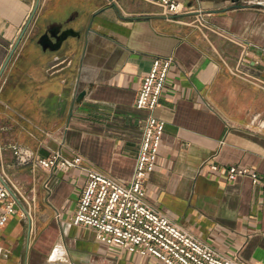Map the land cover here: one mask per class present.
I'll use <instances>...</instances> for the list:
<instances>
[{"label":"crops","instance_id":"crops-1","mask_svg":"<svg viewBox=\"0 0 264 264\" xmlns=\"http://www.w3.org/2000/svg\"><path fill=\"white\" fill-rule=\"evenodd\" d=\"M70 1L0 0L1 98L9 104L0 144L11 142L0 147V173L7 174V158L16 160L10 145L21 143L35 158L58 149L80 154L129 182L146 114L135 108L141 79L154 56L172 57L154 110L165 126L146 201L220 253L264 264V0H188L189 12L172 16L143 0H78L70 16L83 29L80 51L72 39L67 53L43 51L38 32L65 20L62 5ZM44 11L51 19L42 24ZM68 78L73 90L59 84ZM77 82L85 92L78 103ZM14 111L48 134L29 138V122L10 123ZM232 164L257 172L259 181L228 180ZM20 165L35 208L10 216L0 230V264H162L73 224L83 187L76 170Z\"/></svg>","mask_w":264,"mask_h":264},{"label":"built area","instance_id":"built-area-1","mask_svg":"<svg viewBox=\"0 0 264 264\" xmlns=\"http://www.w3.org/2000/svg\"><path fill=\"white\" fill-rule=\"evenodd\" d=\"M161 7L165 15L189 12L188 0H143ZM173 58L154 56L151 68L140 83L135 108L146 112L132 179L120 181L88 163L80 154L64 156L54 150L47 157L35 158L32 150L11 144L17 163H32L52 172L76 170L83 187L72 218L75 225L94 229L99 242L114 245L138 256H153L162 264H244L214 249L190 231L173 221L167 214L146 201V177L155 169L165 122L154 114L166 86ZM212 169H218L216 165ZM228 180L249 176L253 182L259 175L249 168L232 164L225 169ZM47 187V185H45ZM27 203L24 191L0 173V230L10 216L28 212L19 208ZM59 215V213H58Z\"/></svg>","mask_w":264,"mask_h":264},{"label":"rangeland","instance_id":"rangeland-1","mask_svg":"<svg viewBox=\"0 0 264 264\" xmlns=\"http://www.w3.org/2000/svg\"><path fill=\"white\" fill-rule=\"evenodd\" d=\"M78 0H71L70 2L64 3L62 6L63 9V13L61 15V18H67L68 16H70L71 12L73 10H75L76 8L80 7V5L78 4ZM262 8H264L263 6H261ZM51 19V16L48 15V11L47 12H43L42 16H41V20L40 22L42 24H45L47 22H49V20ZM41 31L43 30V27L40 29ZM38 40V37H36ZM35 38V39H36ZM13 82V80H10ZM2 86L0 85V130H1V125L3 123H5L4 121V117L3 116H7V114H9V111H6V107L9 106V104L6 102V100L2 99V95L3 94V90L1 91ZM65 90V89H64ZM12 113V117L10 119V123H14V124H18L17 120H25L27 122L30 123L29 128L27 127L25 129V132L27 134V136L31 139L37 140L39 141L40 138V133H42L43 135H47L48 134V128L46 127H41L40 124H37L35 121L30 120V119H25L24 116H22L20 113H18L17 111L11 112ZM32 121V122H31ZM11 143V142H10ZM10 143H5V144H0V147H6L9 146ZM21 146H24V144L22 145L21 143H17ZM10 162V165H7L6 162L4 161V169L6 171V175L8 177V179L10 180L11 183H14L20 190L24 191L25 193V197L27 199V203L23 202L25 204V209L27 210L28 214H33V210H34V196L32 191L29 189L27 182L25 181V175L22 174V169H21V165L19 163H17L16 160L11 158H7Z\"/></svg>","mask_w":264,"mask_h":264},{"label":"water","instance_id":"water-1","mask_svg":"<svg viewBox=\"0 0 264 264\" xmlns=\"http://www.w3.org/2000/svg\"><path fill=\"white\" fill-rule=\"evenodd\" d=\"M258 3H259V5H262L264 7V4H261L260 2H258ZM246 4L247 3L245 1V2H242L240 5H246ZM37 5H38V1L35 4L34 9L32 11V14H31L30 18L28 19V21L26 22V24L23 28V31L21 32L20 37L17 40V42H19L24 31L27 29L31 18L35 13ZM74 18H75V16H70L66 19V21L67 22L71 21ZM62 26H63L62 23L50 24L46 27L45 31L38 37L37 43L39 44V46L41 47V49L43 51L57 52L62 48V46H65V44L70 39L74 40L73 41L74 46H72V47L74 49H76L77 52L80 51L81 45H82V40H83V29L82 28L76 29L73 26H68V27L62 28ZM69 79L70 78H68L67 82H65V83L59 80L60 81L59 84L64 85V86H69L70 90H71L73 84H72V82H70ZM77 85L78 86L76 87L75 91H72L73 92L72 98H74V101L78 103L81 100V98L84 96L85 92L83 90H80L78 82H77ZM72 90H73V88H72Z\"/></svg>","mask_w":264,"mask_h":264},{"label":"flooded vegetation","instance_id":"flooded-vegetation-1","mask_svg":"<svg viewBox=\"0 0 264 264\" xmlns=\"http://www.w3.org/2000/svg\"><path fill=\"white\" fill-rule=\"evenodd\" d=\"M226 1H229L230 2V4L233 6H237V5H240L242 2H245V1H247V0H226ZM261 4H263V3H261ZM262 6V5H261ZM66 19L67 18H65V20H61V21H57L56 23H62L63 24V26H62V28H65V27H68V26H72L73 24V21H75L76 19H77V16L75 17V19L74 20H71V21H66ZM48 25L47 24H45V26L43 27V30L41 31H39L38 32V35H37V37H39L44 31H45V29H46V27H47ZM64 47L65 46H62V48L59 50L60 52L61 51H63L62 53H67V51H66V49H64ZM63 57H64V55H63ZM68 58V57H67ZM66 59V58H65Z\"/></svg>","mask_w":264,"mask_h":264}]
</instances>
